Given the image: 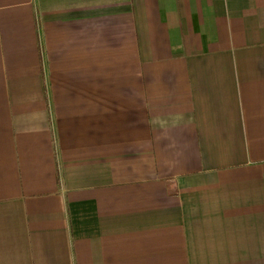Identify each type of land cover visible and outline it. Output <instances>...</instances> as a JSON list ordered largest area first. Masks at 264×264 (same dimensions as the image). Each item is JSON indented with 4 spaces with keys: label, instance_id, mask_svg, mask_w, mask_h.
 Instances as JSON below:
<instances>
[{
    "label": "crops",
    "instance_id": "obj_1",
    "mask_svg": "<svg viewBox=\"0 0 264 264\" xmlns=\"http://www.w3.org/2000/svg\"><path fill=\"white\" fill-rule=\"evenodd\" d=\"M0 264H264V0H0Z\"/></svg>",
    "mask_w": 264,
    "mask_h": 264
}]
</instances>
